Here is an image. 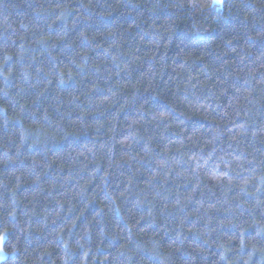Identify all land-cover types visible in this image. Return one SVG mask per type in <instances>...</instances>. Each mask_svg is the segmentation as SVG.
Wrapping results in <instances>:
<instances>
[{
	"label": "trees",
	"instance_id": "16d2710c",
	"mask_svg": "<svg viewBox=\"0 0 264 264\" xmlns=\"http://www.w3.org/2000/svg\"><path fill=\"white\" fill-rule=\"evenodd\" d=\"M0 245L264 264V0H0Z\"/></svg>",
	"mask_w": 264,
	"mask_h": 264
},
{
	"label": "rangeland",
	"instance_id": "374dc122",
	"mask_svg": "<svg viewBox=\"0 0 264 264\" xmlns=\"http://www.w3.org/2000/svg\"><path fill=\"white\" fill-rule=\"evenodd\" d=\"M222 0H220V2H221ZM213 2L214 3H216L215 2V0H213ZM216 4H218V3H216ZM3 239V238H2ZM5 252H4V250H3V248H2V246L0 245V260H2L4 257H5Z\"/></svg>",
	"mask_w": 264,
	"mask_h": 264
},
{
	"label": "snow or ice",
	"instance_id": "6c2138e0",
	"mask_svg": "<svg viewBox=\"0 0 264 264\" xmlns=\"http://www.w3.org/2000/svg\"><path fill=\"white\" fill-rule=\"evenodd\" d=\"M216 3H220V0H215Z\"/></svg>",
	"mask_w": 264,
	"mask_h": 264
}]
</instances>
